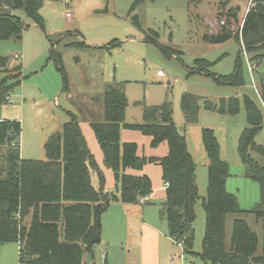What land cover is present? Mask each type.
I'll return each mask as SVG.
<instances>
[{
    "label": "rangeland",
    "instance_id": "obj_1",
    "mask_svg": "<svg viewBox=\"0 0 264 264\" xmlns=\"http://www.w3.org/2000/svg\"><path fill=\"white\" fill-rule=\"evenodd\" d=\"M254 2L45 0L40 11L45 24L44 30L38 28L23 10H15L13 14L20 17L28 29L23 34L22 41H0V56L10 58L11 65L22 64L23 82L14 89L9 103L0 105V121L21 123L23 159L46 160L44 146L48 138L61 131L64 122L71 119L68 111L74 112L78 103L84 106L96 101L99 95L103 97L102 94L108 87L120 86L123 89L128 99L124 121L127 125L143 124L145 107L170 103L174 123L185 136L196 167L199 200L195 206L197 219L194 223L193 252L199 254L203 250L205 238L206 216L203 201L207 198L208 191V159L202 142L203 129L213 130L220 143L221 158L230 167L226 188L237 196L240 208L249 211L261 201L259 184L245 176L238 143L242 132L248 126L244 97L253 99L261 109L264 107L260 95L264 61L253 64L251 60L254 54L245 51L236 36L220 44H212L205 38L207 34L217 35L222 32L236 34L241 30L249 9L255 6L252 7ZM135 18L139 26L135 25ZM222 21L225 25L220 24ZM209 22L216 24V28H211ZM113 43L115 47L110 48ZM53 46L62 56L69 78V88L74 93L70 102L67 94L61 92V74L53 61H48ZM17 56L21 60H15L14 57ZM237 65L240 67L244 85H229L218 81L232 77ZM159 71L164 74L163 78L158 77ZM8 76L15 79L17 74L13 72ZM6 78L7 73L0 71V82ZM57 88L59 93L54 97L51 94ZM185 93L197 95L218 105L223 99L237 98L240 101V110L237 114L210 111L202 102L198 121L196 124H188L181 109V97ZM77 115L90 151L104 175V192L117 193L119 186L115 175L105 165L103 152L92 128L84 121V113L78 112ZM121 138L124 143L135 144L140 155L145 153V157L168 154L167 143L156 149L159 146L152 147L151 137L139 130L123 127ZM256 143L264 146V124ZM252 156L263 162L255 153ZM139 173L149 177L157 192V188H162L164 180L161 166L147 164ZM93 183L99 186L96 175H93ZM151 204L155 205L156 202L152 201ZM111 208L114 209L112 203ZM150 209L156 211L153 216H157L161 229L163 222L158 206ZM236 219H245L251 230L257 234L260 240L257 255H260L264 247L263 225L251 214L227 217V244L231 242ZM164 223L166 229L167 223ZM126 245L130 246L129 243ZM139 245L136 251L132 250L129 254L120 242L112 241L108 252L118 255L105 261L107 254L102 255L98 248H94L93 253L86 252L83 255V264H132V261L141 264V260H148L150 264H207L197 255L183 254L180 245L169 248L168 251L172 253L169 259L166 258L165 252L168 248L163 241L148 240L144 247L139 248ZM0 264H20L16 243L2 246Z\"/></svg>",
    "mask_w": 264,
    "mask_h": 264
},
{
    "label": "trees",
    "instance_id": "obj_2",
    "mask_svg": "<svg viewBox=\"0 0 264 264\" xmlns=\"http://www.w3.org/2000/svg\"><path fill=\"white\" fill-rule=\"evenodd\" d=\"M59 2L62 0H47ZM140 3L145 0H139ZM154 1V0H153ZM255 6L246 15L236 34L222 32L206 35L212 44L224 43L233 36L245 51L253 53L254 64L264 61V0H254ZM45 0H0V41H22L28 26L13 14L23 10L38 28L45 24L41 9ZM135 25L139 26L135 18ZM116 43V42H115ZM115 43L110 48L115 47ZM48 61H53L62 76L63 92H68L69 78L62 56L53 46ZM259 65V64H258ZM0 71L7 78L0 82V105L8 104L14 89L23 81L22 65H11L10 58L0 56ZM15 72L13 79L8 74ZM229 85H244L237 65L232 77L223 81ZM260 95L264 104V76L260 79ZM210 111L237 114L240 101L223 99L220 104L185 93L181 109L188 124H196L201 103ZM248 126L242 132L238 153L245 167V176L258 183L261 201L249 211L240 208L236 195L227 191L229 164L221 158V147L211 129H203L202 142L208 159V191L203 201L206 230L203 250L194 249L195 206L199 200L196 167L189 153L186 138L173 120L170 103L144 108L140 125L124 123L128 99L120 86L108 87L103 97L104 119L91 124L103 152L105 165L112 170L118 193H105V178L93 157L79 121L75 115L51 135L45 146L46 160L21 157V123L0 121V253L3 245L19 246L20 264H83V255L93 253L101 244L102 217L111 203L141 204L153 194L151 180L142 171L147 164L161 166L167 184L165 202L160 216L166 221L169 237L183 248L185 255H197L211 264H264V247L257 255L260 240L245 219H236L230 244L226 241L229 215L251 214L262 222L264 230V146L256 143L263 131L264 112L250 97H244ZM123 127L141 131L151 137L152 147L168 145L165 157L138 155L133 143H122ZM258 155L259 162L252 154ZM93 175L99 186L93 183Z\"/></svg>",
    "mask_w": 264,
    "mask_h": 264
},
{
    "label": "crops",
    "instance_id": "obj_3",
    "mask_svg": "<svg viewBox=\"0 0 264 264\" xmlns=\"http://www.w3.org/2000/svg\"><path fill=\"white\" fill-rule=\"evenodd\" d=\"M63 1L67 2L70 0H63ZM83 46H87V44H83ZM17 57H18L17 59L18 61L21 60L20 56H17ZM14 58L16 60V57ZM163 77H164V74H163ZM163 77H160V78H163ZM57 89H54L53 94H51V95H55L54 97H57L59 93L58 92L59 89L58 90ZM61 92H63L62 89H61ZM63 93L67 94L66 96L69 102L71 99L74 98V93L70 88L68 89V92H63ZM102 96L104 97V94H102ZM103 97L99 95V98L96 101L92 103L89 102L86 105L84 104V106L81 105L80 103L76 104L73 110L74 112L68 111V114H69L68 117L71 118V115H74V114L76 116L78 112L84 113L85 115L84 121H86V124L90 127L92 123L102 122L104 119ZM262 110H264V107ZM76 117L78 119L79 116L77 115ZM121 141H122V138H121ZM122 143L124 142L122 141ZM161 147L162 146H159L156 149H159ZM166 150L168 151L167 148ZM144 154L145 153L140 155V151L138 150L139 156H143ZM152 156L157 157V158H162L164 155L163 156L152 155ZM103 160H104V157H103ZM139 172L140 171H138L137 173H134L133 171H129V173L133 175H140ZM157 189H158V192L156 191V188L153 187L152 196L150 198H147L148 199L147 201L143 200L141 204L128 205V204H123L121 202H114L112 203L114 209H112L110 205L107 211L103 214L101 244L95 248H98V251L100 253L101 252L103 253L102 255H105V253L107 254L105 255L107 257L105 261L108 260L109 257L111 256L113 257V255H118L117 253H113L111 251L108 252V247H110L112 241L120 242L123 245V247L126 245V243H129L130 246H127V245L125 246L129 254L132 252V250L136 251L138 249L139 244H140L139 248L144 247L145 241H148V240H152V241L157 240L158 242L163 241L166 245V248H168L167 251L165 252L166 258L168 259L170 258V255H172V253L170 254V252L168 251L169 248H172L173 245H178V244L173 242V240L169 237L168 226L166 227V229L164 228L165 220L163 219L161 220L163 222V227H161L160 229L159 222L157 221V216H153L154 214L156 215V211H154V209L153 210L150 209L152 207L158 206V210L160 214V208L162 204L165 202V194H166L165 183L163 184L162 188H157ZM118 192L119 191H117V193ZM152 201H155L156 204L152 205L151 204ZM172 261L174 260L172 259ZM131 263L140 264V262H137V261H132ZM141 264H150V261L141 260Z\"/></svg>",
    "mask_w": 264,
    "mask_h": 264
},
{
    "label": "built area",
    "instance_id": "obj_4",
    "mask_svg": "<svg viewBox=\"0 0 264 264\" xmlns=\"http://www.w3.org/2000/svg\"><path fill=\"white\" fill-rule=\"evenodd\" d=\"M254 5H255V4H253L252 7H253ZM248 12H250V9H249ZM69 15H70V14H68V16H69ZM209 24H210V22H209ZM220 24H221V25H225V22L222 21V22H220ZM210 25H211V28H216V24H212V23H211ZM17 59H18V57H16V60H17ZM252 70H253V69H252ZM157 75H158V77H163V73L160 72V71L157 73ZM165 187H167V184H165ZM147 200H148V199H145L144 201H147Z\"/></svg>",
    "mask_w": 264,
    "mask_h": 264
}]
</instances>
